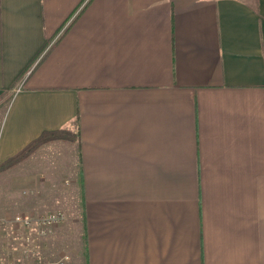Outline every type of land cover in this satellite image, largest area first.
<instances>
[{
    "label": "crops",
    "instance_id": "crops-1",
    "mask_svg": "<svg viewBox=\"0 0 264 264\" xmlns=\"http://www.w3.org/2000/svg\"><path fill=\"white\" fill-rule=\"evenodd\" d=\"M60 128L0 264H264V0H0V164Z\"/></svg>",
    "mask_w": 264,
    "mask_h": 264
},
{
    "label": "trees",
    "instance_id": "trees-1",
    "mask_svg": "<svg viewBox=\"0 0 264 264\" xmlns=\"http://www.w3.org/2000/svg\"><path fill=\"white\" fill-rule=\"evenodd\" d=\"M57 139L72 141L75 139V135L74 133L64 128H60L53 131H44L37 138L30 141L25 147H23L17 153L8 157L4 162H2L0 164V170L8 168L18 163L19 161L23 160L41 144Z\"/></svg>",
    "mask_w": 264,
    "mask_h": 264
},
{
    "label": "built area",
    "instance_id": "built-area-1",
    "mask_svg": "<svg viewBox=\"0 0 264 264\" xmlns=\"http://www.w3.org/2000/svg\"><path fill=\"white\" fill-rule=\"evenodd\" d=\"M63 218L64 215L61 211H54L37 217L36 219L32 216L18 214L14 216V221L26 227L31 226L33 223H37L40 233H45L48 227L59 223Z\"/></svg>",
    "mask_w": 264,
    "mask_h": 264
},
{
    "label": "rangeland",
    "instance_id": "rangeland-1",
    "mask_svg": "<svg viewBox=\"0 0 264 264\" xmlns=\"http://www.w3.org/2000/svg\"><path fill=\"white\" fill-rule=\"evenodd\" d=\"M63 221V220H62ZM62 221H60L59 223L57 224H61ZM55 224V225H57ZM10 240V237L8 236H0V244L2 246H4L8 241ZM12 241V240H11ZM66 258L63 257L62 259L59 260V263L58 264H62L63 261H65ZM33 262L32 260H30V258H24L23 256L21 257H18V258H15V259H11L10 263L9 264H33L31 263Z\"/></svg>",
    "mask_w": 264,
    "mask_h": 264
}]
</instances>
